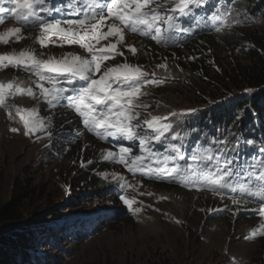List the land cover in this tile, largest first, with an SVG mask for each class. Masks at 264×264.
<instances>
[{
  "label": "snow or ice",
  "instance_id": "6c2138e0",
  "mask_svg": "<svg viewBox=\"0 0 264 264\" xmlns=\"http://www.w3.org/2000/svg\"><path fill=\"white\" fill-rule=\"evenodd\" d=\"M212 3L213 0H0V24L11 18L20 25L0 33V43L6 45L12 39L19 42L23 29L31 27L39 30L37 43L41 48L49 43L78 45L88 54L67 53L59 60L42 59L27 49L0 54V69L12 67L30 73L37 78L33 83L38 90L18 80L0 82V108L6 110L9 120L19 118L26 137L45 133L51 139L47 129L52 117L45 121L36 108L14 107L7 100L19 94L44 103L49 110L67 107L78 114V123L89 133L115 142L117 150L107 151L104 161L119 163L133 174L170 179L197 191L230 194L234 205L255 200L257 208L241 207L238 211L264 217V139L257 141L233 129L217 128L186 155L185 138L174 131L179 125L171 123L170 118L181 121L196 110L149 114L150 118L141 119L138 109L149 107L140 100L144 95L141 89L164 81L154 78V74L149 78L140 67L128 63L104 67L106 61L124 56L117 46L124 43L125 31L171 46L181 44L182 35H191L195 30L220 33L250 19L246 13L243 20L238 18L241 9L234 6L236 0H216L212 12L202 15L200 10ZM186 17L192 21L189 26H184ZM110 37H115L116 42L97 47ZM127 50L133 55L137 51L133 46ZM9 130L21 132L20 127ZM156 144L163 145L164 150L154 147ZM245 147L252 149L251 155L244 151ZM134 148L138 154H133ZM118 179L121 188L128 187L123 177ZM119 199L133 214L141 211L139 207L133 209V201L124 195Z\"/></svg>",
  "mask_w": 264,
  "mask_h": 264
},
{
  "label": "trees",
  "instance_id": "16d2710c",
  "mask_svg": "<svg viewBox=\"0 0 264 264\" xmlns=\"http://www.w3.org/2000/svg\"><path fill=\"white\" fill-rule=\"evenodd\" d=\"M221 2L223 3V0ZM215 3L216 0H213L214 5ZM234 6L241 9L240 19L243 20L245 13L250 19L236 25L231 31L199 35L188 43L182 36L181 44L171 46L157 44L150 38L140 36L142 39H150L153 49H150L148 55L139 54V61L151 65L159 59L169 60L168 70L175 76V78L170 76L161 78L160 80L164 82L154 87L153 90L151 88L146 94L145 101L140 97L141 101L149 105L147 109H138L141 112V119L148 118L150 112H160L162 110L160 105L164 104L167 109H176L177 112L184 109H195L194 115L183 117L181 121L170 118L171 123L179 125L178 132L184 134L189 141L188 147L191 148L195 146L201 134L206 132L210 135L217 128L233 129V131L242 132L245 138H255L257 141L264 139V0H236ZM186 20L187 18H184V21ZM189 21L192 23L190 19ZM196 31L199 30L194 32ZM54 48L58 46L49 43L46 48H41L37 41L32 43V49L38 56L46 55ZM20 71H11L10 76L15 77ZM36 79L33 76L32 80H26V83H32ZM35 107L43 116L51 114L49 117H52V122L47 131L51 133L52 138L49 139L48 135L39 137L29 145L30 148L39 147L42 139L47 141V143H42V152H37V154L41 153L40 160L36 159V156L33 157L31 164L24 168L27 171L22 173L23 177H15L7 190L0 172V264H66L68 261L64 262L61 258L56 259L53 254H40L37 251L40 247V240L43 239V232L41 230L37 232L36 237L32 235L31 230L35 227V218L43 217L41 219L46 218L44 220L46 221L56 216L57 212H52L54 206L44 209L45 205L50 204L54 193L62 191L60 181H54L56 176H62L63 180L69 184L75 182L77 187L82 182L96 185L97 191L94 194L98 195L100 193L98 188L101 186L99 181L93 176L89 179L84 173L92 166V163H88L89 157L104 156L105 147L116 149L114 141L101 140L78 123L80 119L74 110L67 107L49 110L44 103H36ZM234 121H236L235 125ZM77 133H79L78 139L75 138ZM15 134L19 133H13ZM23 137L27 139L25 135ZM232 138L228 137V139ZM157 145L164 148L161 144ZM251 152L252 149H249L246 153L251 155ZM61 158L66 161L62 170L57 169L56 173H50L54 168L56 169L51 163L58 162ZM48 167L49 185L55 182V185L50 188L42 177L43 170H48ZM37 177H41V182L37 181ZM149 180L156 186L166 188L179 185L171 181L170 183L161 182L153 176H149ZM49 190L53 193L52 195ZM222 197L229 207L234 205L229 195ZM34 200L44 206L41 212L39 211L40 213L35 212L37 215L27 217L23 212ZM32 206L33 203H31ZM258 206L259 204H256V207ZM223 213V210L215 211L207 217L217 220L224 218ZM191 214L192 210L188 216L190 217ZM137 216L138 214L129 212L121 221L103 223L100 230L118 229L119 225L133 226L137 223L135 220ZM202 216L204 218V215ZM225 216L230 221L228 213ZM241 218L248 221L254 228L249 233L251 240H264V224L257 221V217L251 214V216L241 215ZM205 220L201 218V222ZM199 221L200 217L197 219V222ZM85 229L84 231L79 229V233L74 235L77 239H74L75 241L70 245L71 249L79 248L80 245L78 246L79 243L76 242L79 236L84 235L85 237L88 231L87 227ZM192 229L193 227L189 226L188 230ZM96 232L93 230L92 233ZM54 233L56 234L55 231L51 234ZM245 241L249 242L248 239ZM44 244L50 249L59 248L55 240L45 241ZM262 256L261 252L259 255L255 254V262L256 258L260 259ZM108 264L114 263L112 261ZM153 264L181 263L162 255Z\"/></svg>",
  "mask_w": 264,
  "mask_h": 264
},
{
  "label": "rangeland",
  "instance_id": "374dc122",
  "mask_svg": "<svg viewBox=\"0 0 264 264\" xmlns=\"http://www.w3.org/2000/svg\"><path fill=\"white\" fill-rule=\"evenodd\" d=\"M104 31H107V28H104ZM114 42H116V38ZM129 46L137 49V55H148L152 48L140 38L139 34L125 31L124 43L117 48L118 51L124 52V49H128ZM1 50L4 49L0 47ZM0 54L2 53L0 52ZM65 54L67 53L55 59L59 60ZM169 62V60L159 59L158 62H153L148 67L144 66V62H138V67L152 76L163 69L158 65L170 64ZM123 63L125 62L122 61L121 64ZM166 70L164 69L163 72ZM13 80L23 82L24 86V79L19 74ZM153 87L155 85H146L141 89L144 93L141 96L143 101H145L148 91L151 88L153 90ZM3 113L6 114V111L0 112V172L7 190L15 177H23L22 173L27 171L24 168L31 164V159L35 156L34 149L29 147L30 144L23 139L22 135L4 136L1 126ZM9 121L15 122V118ZM35 136L36 134L30 138L34 139ZM65 163V159L62 158L61 163H58L56 169L54 168L50 173H56L57 169L62 170ZM43 171L42 177L45 184L49 188L54 186L55 182L49 185V167L48 170ZM61 180H63L62 176H56L54 181ZM37 181L41 182V177H37ZM61 185L63 184L61 183ZM188 189L194 192L185 193L181 187L166 188L138 180L133 188L132 198L129 200L134 204V200L139 199L151 209H147L139 203L135 204L134 206L139 207L142 213L136 217L135 225L123 227L119 225L118 229L109 228L100 233L91 242L74 250L73 258L66 264H108L112 261L114 264H153L162 255L173 258L181 264H264V240L248 242L243 238V232L250 225L248 221L239 218L236 220L231 218L229 221L226 216L218 218L219 220L208 218L207 216H210L213 210L223 207V205L212 204L211 197L197 194L198 191L191 187ZM84 190L81 188L80 191ZM205 192L203 191V193ZM65 199L64 192L57 191L49 205L44 206L34 200L31 202L33 206L31 207V203H29L23 214L25 213L27 217L37 215L35 212H41L43 206L44 209L54 206L52 212H58L65 207ZM191 210L192 214L189 217L188 213ZM198 217H200L199 222H197ZM39 218L36 217L35 221H39ZM201 218L206 220L201 222ZM189 226H192L193 229L188 230ZM260 252L263 254V258H256L255 262L254 255H259Z\"/></svg>",
  "mask_w": 264,
  "mask_h": 264
},
{
  "label": "clouds",
  "instance_id": "9594fccd",
  "mask_svg": "<svg viewBox=\"0 0 264 264\" xmlns=\"http://www.w3.org/2000/svg\"><path fill=\"white\" fill-rule=\"evenodd\" d=\"M214 4H209L207 8L201 9L200 12L202 15H207L210 14L213 10ZM187 18V17H186ZM239 18V17H238ZM240 19V18H239ZM247 22V21H245ZM184 26H189L191 22L189 21V18H187L186 21H183ZM236 24H233L232 28L230 29H224L221 31H231L233 28H235ZM11 27H18V24L11 18H6L5 22L3 24H0V33L7 31ZM199 31L193 32L191 35H182L183 39L188 43L190 40L194 39L195 37L199 35H204L208 34L211 32H215V30H209V29H198ZM30 31L31 27L26 28L25 30L22 31L21 33V39L19 42H16L15 39H12L9 41L8 44H3L0 43L1 46L4 50H1L0 52L2 54H12L14 52L18 53L21 50L25 49H32V43L34 41H37L36 39V33L33 35V37L30 40ZM38 37V36H37ZM141 38V37H140ZM142 39V38H141ZM144 42H146L148 45L152 47V42L150 39H142ZM107 41V40H105ZM108 43L110 42L109 40L107 41ZM107 43V44H108ZM106 44V45H107ZM103 42H101V46H103ZM118 46H121L118 45ZM99 47V45H97ZM164 47V46H163ZM153 49V48H151ZM72 52L75 55H82V56H88V54L85 52V50L80 49L78 45H63V46H58V48L52 49L48 54L46 55H41L39 56L42 59H49V58H59L61 57L62 54ZM139 55V54H138ZM138 55L137 53L133 55L131 52H129L127 49H124V56H116L114 59H110L105 62L104 67H111L115 65L121 64L122 61L125 63H128L133 66H138ZM38 56V55H37ZM150 64H144L145 67H148ZM164 69H167L166 71L163 72ZM17 69H14L12 67H9L7 69H0V82H8V81H13L14 77L10 76L11 71H15ZM19 75L24 79V86L25 87H33L34 90V84L33 82L26 83V80H32L33 75L30 73H27L23 70L20 71ZM149 78H153V75H148ZM167 76H170L171 78H175V76L172 74L170 70H168V64H166V67H164L161 71L158 73H154V78L156 79H161V78H166ZM152 86L151 84H149ZM148 85V86H149ZM155 87H157L155 85ZM154 88V87H153ZM143 93V92H142ZM7 103L10 105H13L14 107H20L23 109H32L36 108L35 104L37 101L31 97H28L26 95H16L15 97H9L7 100ZM165 105V104H164ZM162 107V110L158 113L156 112H150V115H168L169 113L176 111V109L168 108L167 107ZM171 110V111H170ZM188 110V109H184ZM183 110V111H184ZM6 111L3 108H0V112ZM38 112V111H37ZM195 112H193L191 115H194ZM13 115L15 116V111L13 108ZM38 115L40 118L44 119L47 121L48 117L51 114H47L45 116L41 115L38 112ZM150 115H148V118H150ZM188 115V116H191ZM80 119V118H79ZM2 123L1 126L4 130V136L5 135H13V133L9 130L11 127H20L21 132L19 133L20 135L23 136V130H22V122L19 121V118H15V122H11L8 120L7 116L5 113H3V118H2ZM5 121V122H4ZM19 123H21V126H19ZM11 125V126H10ZM175 132H178V127L174 128ZM197 130H195L196 132ZM12 133V134H9ZM205 134V135H204ZM18 136V134H15ZM184 136V134H181ZM204 136H206V132L201 134V137L195 142V145L198 143H202L204 141ZM212 134L207 135L208 137H211ZM47 136L45 133H36V136L34 139L27 137L24 140H26L29 144H31L33 141H36L38 138L37 137H45ZM184 145H183V151L185 152L186 155L190 153L192 150L191 147H188L189 141L187 138L184 136ZM42 143H47L45 139H42ZM42 143L39 147H33L35 153L34 156H36V159L40 160V154H37V152H42ZM154 147L158 148L159 150L163 151L164 148L159 146V145H154ZM109 150L116 151L117 149L115 148H108L105 147V153ZM249 148L245 147L244 151L247 152ZM134 155L138 154V152L134 148ZM62 159V158H61ZM61 159H58V162H53L51 164L56 167L58 163H61ZM88 161H92V166L89 168L88 171H84L86 173V176L91 178L93 176L96 180L99 181L100 187L98 190L100 191V195L94 194L97 191V186L96 185H91V184H86L85 182L80 183L79 187L76 186L75 182L74 184H69L66 183L64 180L60 181L63 185H61L62 192H64L66 199L64 200L65 207L60 209L54 216L51 217L50 219L44 221L45 219H41L43 217L39 218V221H35V227L31 228L32 235L36 237L38 235L37 232L40 230L43 232V239L40 240V247L38 248V252L40 254L43 253H49L53 254L54 257L61 258L64 262L70 261L73 258V249H71L70 245L77 239L74 235L79 233V229L84 231L85 227H87L88 231L83 236H79L78 241L76 243H79L78 246L81 247L89 242H91L93 239H95L100 233L105 232L107 229L100 230L102 227V224L105 222H114V221H121L126 218V216L129 214V211L127 206L123 204V202L119 199L121 195H124L125 198L130 199L132 198L133 195V188L136 186L138 180H142L144 183H149L151 185H154L153 182L149 180V176H144L141 175L140 173H130L128 170L123 166L120 165L119 163L116 162H108L103 160V156H100L98 158H93L89 157ZM47 164V163H46ZM45 164V165H46ZM119 177L124 178V182L127 183L128 187L121 188L120 184L121 181L118 179ZM161 182H168L170 183H175L173 180L170 179H159ZM176 188L181 187L185 193H193L194 191L191 189H188V187H184L181 185L175 186ZM81 188H84V191H80ZM174 188V187H172ZM79 196H75V195ZM197 194H205L209 197L212 198L213 202L212 204L219 203V205H223V207H218L212 212H218V211H224L222 214L225 217V214L228 213V215L231 218H234L235 220L239 217L241 218V215H249L253 214L255 217H257V221L261 222L264 224V217H261L257 214H254L252 212H247L246 211H238V209L246 208V209H253L257 208L256 204H258L257 201L253 200L246 205H237V207H232L228 206V203L224 201L222 196L218 195H213L211 192L206 191L203 193L197 192ZM82 195V196H81ZM230 196V194H228ZM224 195V196H228ZM89 196V197H87ZM68 200H71L68 202ZM142 204L145 206L147 209H151V207H148V205H145V202L140 201L139 199L134 200V204L132 205L133 209L137 208L134 205L135 204ZM155 211V210H153ZM241 212V213H239ZM133 213V212H132ZM140 215L142 214L139 212ZM138 213V216H140ZM137 216V217H138ZM89 223V224H88ZM93 227H91V226ZM253 226L250 224L248 228L243 232V238L248 239L249 241H253L249 238V233L251 232ZM37 228V229H35ZM86 230V229H85ZM93 230L97 231L96 233H92ZM53 231L56 232V234H51ZM81 231V232H82ZM83 238L86 240L83 241ZM65 239H71L69 241H66ZM75 239V240H74ZM55 240L58 242V247L59 248H53L50 249L48 245H45V241H53ZM39 241V239H37ZM254 242V241H253Z\"/></svg>",
  "mask_w": 264,
  "mask_h": 264
},
{
  "label": "bare ground",
  "instance_id": "6f19581e",
  "mask_svg": "<svg viewBox=\"0 0 264 264\" xmlns=\"http://www.w3.org/2000/svg\"><path fill=\"white\" fill-rule=\"evenodd\" d=\"M83 240H85V239L83 238Z\"/></svg>",
  "mask_w": 264,
  "mask_h": 264
}]
</instances>
